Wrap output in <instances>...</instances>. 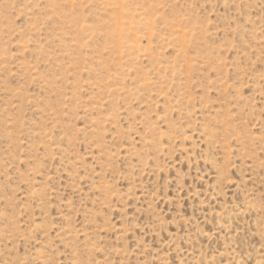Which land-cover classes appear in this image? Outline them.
<instances>
[{
    "label": "rangeland",
    "instance_id": "rangeland-1",
    "mask_svg": "<svg viewBox=\"0 0 264 264\" xmlns=\"http://www.w3.org/2000/svg\"><path fill=\"white\" fill-rule=\"evenodd\" d=\"M0 264H264V0H0Z\"/></svg>",
    "mask_w": 264,
    "mask_h": 264
}]
</instances>
